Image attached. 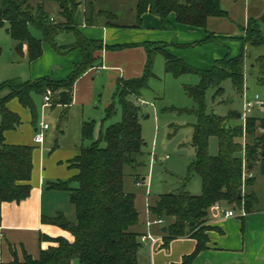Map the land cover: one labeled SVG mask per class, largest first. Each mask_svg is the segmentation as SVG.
<instances>
[{
    "label": "trees",
    "instance_id": "obj_1",
    "mask_svg": "<svg viewBox=\"0 0 264 264\" xmlns=\"http://www.w3.org/2000/svg\"><path fill=\"white\" fill-rule=\"evenodd\" d=\"M137 23L141 15L149 11L160 20L161 26L167 23V16L173 12L181 24L206 27L209 17H228L221 0H135ZM52 2L58 7L59 18L50 16L44 6ZM78 0H0V27H5L10 38L17 41L16 51L21 54L26 46L29 60L42 53V42L56 46L55 37L62 31L75 30L74 14ZM106 23L114 25V14L99 10ZM53 18V20H51ZM34 27L41 37L32 34ZM241 46L234 56L227 53L214 61L208 69L190 66L182 58L168 53L164 44L146 43L147 62L139 77L119 79L116 82L112 102L104 109V120L116 113L117 105L121 110L120 120L107 126L101 124L99 138L93 140L95 122L84 121L81 126L82 143L79 153L71 160L70 166L76 173L66 179L50 182L53 189L66 190L75 208V220H68L59 212L46 221L54 223L69 232L64 236L40 238L50 241L39 256L33 259L25 254L24 261L14 260L9 264H139L137 254L141 247L139 232L133 230L138 224L139 213L135 207V195L124 189V169L129 167L135 182L146 165L150 152L145 150L146 142L142 135L139 120L140 107L128 99L133 95L139 98L143 89L148 87L149 77L153 75V60L160 53L164 60L165 72L174 77L184 74H197L195 85H185L184 90L196 103L191 110L177 109L178 113H192L193 124L191 144L195 147L194 160L188 166L202 182L199 195H191L183 188L158 195L149 205V213L161 218L166 226L164 244L179 236L194 238V250L183 256L180 263L192 264L197 254L207 248L208 230L206 224L209 208L216 202L227 206L242 207L252 212L257 200L254 191L245 192L247 186L255 181L253 171L264 177V117L250 115L245 127L234 124L240 113L230 112L223 117L207 112L205 94L215 88L214 96L222 92L221 84L230 80L239 95L245 89V64L250 57V47L264 48V14L248 16L242 28ZM76 40L67 45L66 50L79 48L82 59L74 65L64 81L56 82L48 77L22 81L12 78L0 82V200H20L28 196L30 185L27 181L32 172V153L34 147L28 144L6 143L4 132L16 129L21 119L7 107V102L17 98L36 117V106L32 94L43 95L50 88L58 99L60 89L71 90L75 79L90 67L96 66L99 58L94 52L103 46L100 40H88L75 31ZM221 38L207 31L205 41H219ZM251 68H255L259 81L264 79V53L254 58ZM243 136L248 137L247 141ZM216 137L218 152L209 153V141ZM91 140L89 144H84ZM141 173V174H140ZM247 176L243 179V174ZM241 195L239 197L238 195Z\"/></svg>",
    "mask_w": 264,
    "mask_h": 264
},
{
    "label": "crops",
    "instance_id": "obj_2",
    "mask_svg": "<svg viewBox=\"0 0 264 264\" xmlns=\"http://www.w3.org/2000/svg\"><path fill=\"white\" fill-rule=\"evenodd\" d=\"M78 2L74 14L76 29L58 33L55 37L56 46L43 41L42 53L37 58L28 59L25 45L22 53H17V41L11 38V61L18 68L14 71L15 76L3 79L0 77V82L12 78L27 81L48 77L56 82L67 79L74 65L82 59L79 48L65 49L67 45L75 42V31L88 40H100L103 46L94 52V56L99 58L97 65L80 74L70 91H58V94L60 91L66 92L67 103L61 102L59 95L58 99L54 95L51 104L43 107V95L33 93L32 98L36 106L34 118L30 110L17 98L7 102V107L19 115L21 123L16 129L4 132L6 143L28 144L34 149L31 177L27 181L30 185L28 196L20 200H0V264H9L14 260L22 262L25 254L33 259L38 258L40 250L51 245L50 241L40 238L42 234L70 238L68 231L46 221V218H52L59 212L68 220H75V208L69 200L68 192L50 188L49 184L66 180L76 173L70 162L79 153L82 123L93 120L94 131L97 130L99 126L94 119V112H99L101 106L102 116L109 104L116 103L114 91L117 80L131 79L143 74L147 62L146 43L164 44L168 53L199 69H208L215 60L227 53L234 56L240 49L238 47L235 52L236 43L232 44V51H227L225 47L229 46V43L226 44L225 41L222 44L205 41L207 31L218 37H242L223 35L208 29L209 23L216 17H209L204 28L178 23L171 12L167 16L168 23L162 27L159 18L149 11L144 12L141 22L136 24L135 0ZM44 8L47 12H52L50 16L57 15L56 4L47 2ZM99 10L114 14L113 20L116 24L106 23V18L99 14ZM130 96L132 101L133 95ZM37 97L40 99V108L37 107ZM73 116L77 118L73 120ZM100 116L97 115V118ZM42 119L49 123V128L44 133L43 142L38 145L34 143L33 137ZM147 159L148 157L146 161ZM145 180V175L142 174L139 184L133 181L136 186H143ZM125 190L135 195V207L139 213L138 224L133 226V230L140 234L149 231L156 237L154 242H141L137 254L139 264L180 263L183 256L194 250L196 241L189 236L173 238L165 245L166 231H162L166 226L165 222L152 223L149 227L146 225V222L153 218L148 207L155 199L151 202L150 198H144L145 203L141 200L139 205L137 192ZM144 192L142 196L148 194L147 185ZM221 206L224 209L238 208V211L225 217L215 208H209L206 224L212 229L207 232V248L197 254L192 264H264V206L254 204L253 211L247 213L242 207L225 204Z\"/></svg>",
    "mask_w": 264,
    "mask_h": 264
},
{
    "label": "rangeland",
    "instance_id": "obj_3",
    "mask_svg": "<svg viewBox=\"0 0 264 264\" xmlns=\"http://www.w3.org/2000/svg\"><path fill=\"white\" fill-rule=\"evenodd\" d=\"M34 4L35 0H31ZM222 7L228 11V17H216L208 25V29H213L223 35H244L242 30L245 26L248 16H260L264 14V0H222ZM52 15V12H47ZM54 18H59L58 15ZM33 35L41 37L40 31L34 27L30 28ZM222 35V36H223ZM225 37V36H224ZM225 41L229 46L225 47L227 51H232V44H235V52L241 46V40L234 38H221L214 41L219 44ZM12 39L6 32L4 27H0V77L6 78L15 76V70L18 68L11 61ZM234 51V50H233ZM248 57L245 64V89L242 95L235 92L230 80H226L221 84L222 92L216 96L215 88H209L205 94V106L207 112H214L220 116L226 117L230 112H242L244 99H254L257 95L262 101L263 106L255 105L251 115L264 117V79L260 82L259 75L255 68H251L254 58L264 53L263 47H250ZM153 75L149 77L148 87L143 89L139 100H144L145 104H139L140 113L139 120L142 127V135L146 142L145 150L151 152L153 150L156 161L150 165L149 156L146 165L141 167L139 172L145 175V184L136 186L131 175L129 167L124 169V185L125 189L137 192L138 204L144 202V198H150L152 202L158 195L170 193L178 189H184L191 195H199L202 191V182L200 177L192 173L188 166L194 160L196 150L191 144L193 132V124L196 118L192 113H178L177 109L191 110L196 108L194 100L188 96L184 90L185 85H195L199 81L197 74H184L174 77L170 73L165 72L164 60L160 53L154 56ZM7 75V76H6ZM131 99V96H128ZM132 101L136 102V98L132 96ZM37 107L40 108V99L37 97ZM42 103V101H41ZM99 112H94L96 123L107 126L117 122L121 117L120 107L117 105L116 113L104 120V115L100 116ZM97 115L100 118H97ZM74 116L72 119L74 120ZM77 118V117H76ZM75 118V119H76ZM72 120V121H73ZM241 124L240 120L233 122ZM97 126V127H98ZM52 127V123H51ZM94 131L93 140L99 138V130ZM248 137L243 136V140L247 141ZM91 140H86L84 144H89ZM218 152V142L216 137H211L209 141V153L212 155ZM140 173V174H141ZM255 181L252 185L246 187L245 192L254 191L256 195L255 205L264 206V177L256 170L252 172ZM256 173V177H255ZM148 183V184H147ZM147 185V195L144 194ZM227 209V208H226ZM231 213L238 211L230 207Z\"/></svg>",
    "mask_w": 264,
    "mask_h": 264
},
{
    "label": "built area",
    "instance_id": "obj_4",
    "mask_svg": "<svg viewBox=\"0 0 264 264\" xmlns=\"http://www.w3.org/2000/svg\"><path fill=\"white\" fill-rule=\"evenodd\" d=\"M51 20H53V18H51ZM52 90L50 88H47L45 93L43 94L42 96V100H43V107L45 106H48L51 104V100H52ZM136 103L137 104H145L146 102L144 100H139L137 99L136 100ZM257 105L259 107L263 106V103L261 100H259L258 96L256 95L254 97V99H250V100H247V99H244L243 101V107H242V112L240 113V116H239V120L241 122V125L242 127L244 128L245 127V124H246V121H247V118L251 115V112H252V109L253 107ZM49 128V123L46 121V120H41L38 127L36 128L35 130V133H34V137H33V140H34V143L35 144H41L43 142V139H44V133L45 131ZM156 156L153 152V150L150 152L149 154V163L150 165L152 163H155L156 161ZM247 176L246 173L243 174V179ZM140 182L138 181L137 184H139ZM213 208H215L217 211H219L223 216L225 217H228L230 216L231 214V211L229 209H224L220 203L216 202L213 206ZM152 223H163V220L161 218H152V219H149L147 222H146V225L149 227ZM139 240L140 242H145L147 240L151 241V242H154L156 240V237L154 235L151 234V232L147 231L146 233H143L139 236Z\"/></svg>",
    "mask_w": 264,
    "mask_h": 264
},
{
    "label": "water",
    "instance_id": "obj_5",
    "mask_svg": "<svg viewBox=\"0 0 264 264\" xmlns=\"http://www.w3.org/2000/svg\"><path fill=\"white\" fill-rule=\"evenodd\" d=\"M58 95H59V100H60L61 102H63V103H67V97H66V92H65V91H60ZM238 196L241 197L240 194H239ZM162 231H163V232L166 231V226H164V227L162 228Z\"/></svg>",
    "mask_w": 264,
    "mask_h": 264
}]
</instances>
